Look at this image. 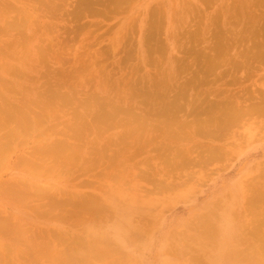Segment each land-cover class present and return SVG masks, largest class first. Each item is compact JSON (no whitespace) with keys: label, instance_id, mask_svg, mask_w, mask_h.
<instances>
[{"label":"rangeland","instance_id":"rangeland-1","mask_svg":"<svg viewBox=\"0 0 264 264\" xmlns=\"http://www.w3.org/2000/svg\"><path fill=\"white\" fill-rule=\"evenodd\" d=\"M230 37L232 42L227 43L235 40V48L251 65L232 69L241 61L230 50V55L216 58V69L204 73L210 47L227 44L224 39ZM263 46L264 0H0V102L10 108L18 102L33 103L35 113H46L43 123L34 126L35 133L29 131L0 160L1 186L23 177L51 187L58 195L53 201L69 193L93 194L104 203L96 218L77 221L72 213L74 218L68 219L56 216L57 211L36 215L30 204L19 206L0 194L2 211L12 214L29 234L24 239L28 242L20 244L14 242L15 235H0V257L10 264H31L25 260L26 250L34 258L45 256L36 264H251L256 260L262 235L255 233L256 238L253 233V217L255 208L264 210V202L252 205V199L264 189V115L233 127L237 135L226 140L232 152L228 159L196 167L184 185L160 193L146 194L143 180L137 188L97 190L80 164L93 157L91 143L104 147L115 137L117 123L142 114H151L157 122L167 119L157 113L177 95L184 94L185 103L190 97L203 105L234 94L249 98L247 102L264 98ZM83 122L87 128L104 126L106 131L97 137L96 131L88 134ZM76 127H83L86 136L78 129L73 132ZM78 135L86 138L80 137L86 144ZM67 139L79 144L74 146L80 157L79 161L74 156L76 151L70 155L76 166L69 174L53 161L48 163L54 165V173L40 178L14 166L32 148ZM151 155L144 152L134 161L146 165ZM47 199L31 203L43 209L53 203ZM41 227L52 235L32 234ZM68 234H78L82 241Z\"/></svg>","mask_w":264,"mask_h":264},{"label":"bare ground","instance_id":"bare-ground-1","mask_svg":"<svg viewBox=\"0 0 264 264\" xmlns=\"http://www.w3.org/2000/svg\"><path fill=\"white\" fill-rule=\"evenodd\" d=\"M227 33L228 32H226V36L228 37ZM231 38L232 37H230L229 39H224V41L228 40V43H230L232 42L230 41ZM228 43H224L223 45L221 43V45L219 44V46L216 44L218 48L212 46L210 47V51L208 49L210 53L208 55L210 60L209 64H207V66L205 67L206 70H204V73H206V71L208 73L209 70L212 71L213 69H216L219 65L217 63V57L225 56L232 50L235 51V53L233 54L235 55L236 60L240 59L241 61H236L235 63H233L231 66L232 69L234 67L239 68L251 65V63L244 59V52L242 53L241 49L238 50L235 48L234 44H237L235 43V40L233 44ZM261 50H264V46L263 48H261ZM190 86H192V84H190ZM193 88L194 85L192 86V89ZM184 97V94L177 95L174 98H170L169 100L165 101L162 110H160L157 115L165 117L168 116L167 119L164 118L163 120L157 122L155 118H152L151 114H142L139 116H135L134 118H129L127 123H117L114 127L118 129V132L115 133L114 138L103 145L104 147H94V143H91L92 140L90 142V140H88L87 138L91 145L93 144L92 148L89 147V149H91L93 157L90 156L89 158H85L84 163L80 164L81 172L93 177L92 181L94 186L97 187V190H104V188L106 187H108L107 189L110 190L115 188L116 186H119L118 188L122 189H126V187L131 186L137 188L138 186H140L139 183L141 180L144 181L145 187L147 186V188L143 190L144 192H146V194L160 193L169 189H174L184 185L186 182L192 179L193 174L195 175L194 168L198 167L200 169H203L213 161H223L228 159V157L231 156L232 152H230V148L227 149V146H231H229V143H226V140L230 138L236 139L235 135H237L236 131H232L233 127L237 124L243 123L245 120H250L251 118H257L264 115V98L258 97V101L247 102L249 98L243 97L241 94H234L233 96H224L223 101L219 103L203 105L200 99L192 100V98L190 97L185 103V101L183 100ZM68 103L69 102L67 101V104ZM5 104V102H0V120L3 121L2 123L0 122V160L2 159V157H6L8 155L10 149H12L15 144L18 145L19 143H21V141L25 139L29 131H31L30 134L35 133L36 130L34 129V126L38 127V121L40 123H43L41 120L46 116V113H35L36 105L33 103L27 104L26 102H18L17 105L14 106L16 108H10L9 105L6 107ZM126 112L127 110H124V113ZM31 114L35 117V122H33V117L31 116ZM71 114L74 116L78 115V118L83 119L81 118V115L77 113L75 114V112ZM86 117L87 116H85V118ZM6 127V134H2V136L1 132L4 133V131L1 130H4V128L6 129ZM41 128L42 127H39L37 131ZM79 128H81V130H79L78 127L73 128V132L77 131L75 129H78V134L80 133V131H83L80 134L83 133V136H86L84 130L82 129L83 127ZM86 128L87 127L85 126L84 129ZM91 128L92 126L90 128H87V130L90 131L89 133L87 131V133L92 134L94 133L93 131H96V137L97 134L99 136L106 131V127L104 126H96L92 129ZM53 130H55V128H53ZM71 131L72 129L70 128L68 132L72 133ZM42 133L41 135L43 137L44 135ZM47 133L48 132H46L45 135ZM69 133L68 135H70ZM76 134L77 133H75V135ZM72 136L74 135L72 134ZM76 137L85 138L79 135ZM67 140H62V142L54 140L53 143H49L50 145H48L47 148H44L43 146L41 147V145H39L40 147L37 146L36 148H32V155H30L31 153L27 152L26 154H29V156L22 155L21 158L18 157L19 160L14 166L21 167L23 171L28 173L29 175L36 174L37 177L40 178L45 173H54L55 168L53 164L55 162L59 166V169L61 168V171L63 169H66L65 172L69 174L68 172H72V168L74 169L76 166L73 165L74 159L70 155L76 151L74 153V156H76L77 160L79 158V161L80 157L78 154L79 152H77L78 150H76L77 148H75V146H78L79 144H72L71 142L69 143L70 139L68 140V142ZM76 140L77 139H75V141ZM80 141H83V143L86 144V142H84V139H81ZM80 141L77 140V142ZM36 143H38V141ZM67 143L71 145L67 146ZM90 143H88L87 145L89 146ZM84 144L82 146L85 147ZM144 152L153 153V155L148 158V160L146 161V165L141 166L134 160ZM52 161L53 164H51ZM48 162L51 163L49 164ZM149 164L152 165L151 168L149 167ZM69 166L71 170L68 171V169H70L68 168ZM80 170L78 169L77 171ZM78 176L81 177V175ZM89 179L90 178H88V180ZM17 181L18 182L16 183L13 182L16 185H14L10 181L11 183H9V185H12V188L15 187L14 189L10 188L12 191H8L10 189L4 188L3 186L7 187L4 183V185L1 186V182L0 194L2 196L5 195L8 199L17 202L19 206H27L28 204H30L29 206H31V210H33L32 212L36 215L41 214L47 216L54 211H57L58 213H56V216H61L64 219H68V216L72 213L77 221H84L87 219L89 221L96 218L99 212L102 213L100 209L104 203L101 205L98 197L91 196L93 194H90V196L78 195V197H76V195L74 194L72 195L66 193L67 195H65L62 192V197H64L60 199V201L57 199H54L53 201L52 197L57 193L55 194V191H51V187L45 185V188H43L44 184L31 182L27 178L23 177L18 178ZM256 187H259V185ZM262 188H264V185L262 186ZM15 191L17 192L12 193ZM46 198H49V200L47 199V202L51 199L53 203H46L47 207L45 206L43 209V206L41 205H38L36 207L32 205L33 202L44 201ZM15 202L14 204H17ZM261 202L262 204L264 202V189H258V191L255 192V195L252 199V205L261 204ZM59 205H61L63 209H59ZM67 205L69 207L71 206L70 208L72 209L68 210L69 207ZM103 208L107 209V206H103ZM255 209H257L258 212H254L255 217H253V225L255 226L253 233H259V235L262 236L259 237L261 238L260 243L258 244L260 250L255 257L256 260H251V264H264V210H259L258 208ZM71 216L72 215H70V217ZM39 232H41V237L44 238L46 236L52 235L53 231H47V234H45L42 227L41 229H36V231L32 230V234L34 235H37ZM0 235L2 237L15 235L16 239L14 240V242H17L19 244L20 241L28 242L24 239H27L26 237L29 236L28 233H25V230L22 227L16 224L14 218L12 217V214L6 215L1 208ZM68 235L82 241V238L78 234ZM256 235L257 234H255V236ZM24 251V254L28 256V258H25V260L28 259L31 264H36V261H42L45 257L43 255L37 254L36 259L33 256L29 255L26 250ZM42 254L44 253L42 252ZM231 254L234 255V253ZM241 256H243L242 253ZM239 260H234L233 262L236 263ZM56 263H62V260H58L56 261ZM0 264L10 263H8V261L4 258L0 257Z\"/></svg>","mask_w":264,"mask_h":264}]
</instances>
